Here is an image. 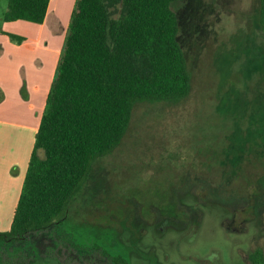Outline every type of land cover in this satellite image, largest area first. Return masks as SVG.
<instances>
[{"label":"rangeland","instance_id":"obj_1","mask_svg":"<svg viewBox=\"0 0 264 264\" xmlns=\"http://www.w3.org/2000/svg\"><path fill=\"white\" fill-rule=\"evenodd\" d=\"M227 2L226 8L219 0L172 3L190 93L139 102L123 141L95 165L67 220L0 243V264H115L117 255L129 264H253L250 255L264 251V192L250 198L238 168L253 167L256 149L264 150V37L257 0ZM7 8L8 0H0V36L4 30L24 35L20 44L27 46L4 34L15 47L0 37V50L17 52L11 60L20 77L28 67L36 79L45 64L46 88L62 26L57 34L6 26ZM22 147L9 158L24 157ZM221 183L234 188L215 185ZM9 213L0 216V230L10 227Z\"/></svg>","mask_w":264,"mask_h":264},{"label":"trees","instance_id":"obj_2","mask_svg":"<svg viewBox=\"0 0 264 264\" xmlns=\"http://www.w3.org/2000/svg\"><path fill=\"white\" fill-rule=\"evenodd\" d=\"M174 1L75 0L11 225L0 230L1 244L67 220L95 165L123 141L139 102L180 100L190 93ZM219 2L226 8L228 2ZM49 3L8 0L4 20L42 24ZM257 3L256 25L264 37V0ZM2 32L13 42L25 40ZM255 154L259 163L244 172L238 168L250 198L264 192V150ZM111 257L115 264H129L121 255ZM250 258L264 264V251L258 248Z\"/></svg>","mask_w":264,"mask_h":264},{"label":"crops","instance_id":"obj_3","mask_svg":"<svg viewBox=\"0 0 264 264\" xmlns=\"http://www.w3.org/2000/svg\"><path fill=\"white\" fill-rule=\"evenodd\" d=\"M74 4L75 0H50L47 15L42 24H34V22L20 19L6 21L5 25H21V28L25 30L37 27L39 34L46 29L57 34L62 29L65 37ZM60 26H62L61 29L59 28ZM0 37L7 39L4 34ZM8 39L7 41L11 45L12 40ZM13 46L15 47V45ZM19 46H27V42ZM33 51L22 50L21 52L30 56ZM13 53L17 52H12L9 49L0 50V216H10L11 213L9 211H13L14 214L53 79V77L52 79L51 77L49 78L48 85L45 88L48 73L45 70L44 63L38 69L36 79L34 71L28 67L22 68L23 73L22 77H20L18 74L19 70L17 72L13 71V61L11 60ZM29 70L33 71L30 73L31 77H29V72H27ZM24 78L27 84H23ZM12 83L20 86L19 90H12ZM2 135L4 136L3 138H1ZM5 142L7 147L4 152L3 145ZM20 147L24 149V157L9 158L10 154L21 151ZM16 165H20L17 174L13 173Z\"/></svg>","mask_w":264,"mask_h":264}]
</instances>
